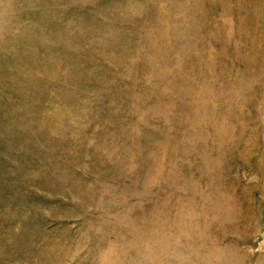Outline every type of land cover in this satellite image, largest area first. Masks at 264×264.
Instances as JSON below:
<instances>
[{"label": "rangeland", "instance_id": "obj_1", "mask_svg": "<svg viewBox=\"0 0 264 264\" xmlns=\"http://www.w3.org/2000/svg\"><path fill=\"white\" fill-rule=\"evenodd\" d=\"M0 264H264V0H0Z\"/></svg>", "mask_w": 264, "mask_h": 264}]
</instances>
